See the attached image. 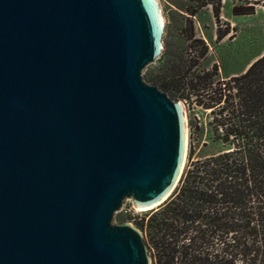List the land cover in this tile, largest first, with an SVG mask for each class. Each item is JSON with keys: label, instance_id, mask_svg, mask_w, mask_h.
Here are the masks:
<instances>
[{"label": "water", "instance_id": "1", "mask_svg": "<svg viewBox=\"0 0 264 264\" xmlns=\"http://www.w3.org/2000/svg\"><path fill=\"white\" fill-rule=\"evenodd\" d=\"M158 0H0V264H151L113 215L182 173L184 104L142 80Z\"/></svg>", "mask_w": 264, "mask_h": 264}, {"label": "trees", "instance_id": "2", "mask_svg": "<svg viewBox=\"0 0 264 264\" xmlns=\"http://www.w3.org/2000/svg\"><path fill=\"white\" fill-rule=\"evenodd\" d=\"M182 1L187 18L210 6L219 22L222 0ZM226 33L217 29L218 38ZM197 63H169L151 79L179 98H188L184 89L212 92L196 100L212 114L211 145L194 156L189 142L171 194L134 223L145 232L151 264H264V53L230 79L233 93L213 87L209 72L191 73Z\"/></svg>", "mask_w": 264, "mask_h": 264}, {"label": "rangeland", "instance_id": "3", "mask_svg": "<svg viewBox=\"0 0 264 264\" xmlns=\"http://www.w3.org/2000/svg\"><path fill=\"white\" fill-rule=\"evenodd\" d=\"M164 16L163 49L161 54L141 71L142 80L150 85H158L152 77L158 75L169 63L178 64L185 58L197 60L192 72L211 73L212 86L224 88L223 92H234L228 85L230 79L243 73L249 65L264 53V6L259 0H222L219 22H215L210 6L199 10L197 16L187 18L182 11V0H158ZM190 19L192 22H190ZM192 27V28H191ZM217 29L227 31L217 37ZM193 37L190 38V36ZM206 48V53L200 56ZM176 69V70H177ZM228 82V83H227ZM161 90V89H160ZM203 89H184V97L170 96L184 104L187 120V148L182 171L188 163L187 149L189 142L195 145V154L204 144L211 145L214 134L210 131L213 120L209 108H204L197 99L208 96ZM162 91V90H161ZM164 92V91H163ZM201 93V96L198 95ZM207 100V98H206ZM197 128H192V126ZM204 149V148H203ZM143 210L136 208L130 198L122 203L119 211L112 218L113 223L130 222L142 216ZM144 232V230H143ZM145 233V232H144ZM152 261V260H151Z\"/></svg>", "mask_w": 264, "mask_h": 264}, {"label": "bare ground", "instance_id": "4", "mask_svg": "<svg viewBox=\"0 0 264 264\" xmlns=\"http://www.w3.org/2000/svg\"><path fill=\"white\" fill-rule=\"evenodd\" d=\"M185 109V108H184ZM186 113V112H185Z\"/></svg>", "mask_w": 264, "mask_h": 264}]
</instances>
